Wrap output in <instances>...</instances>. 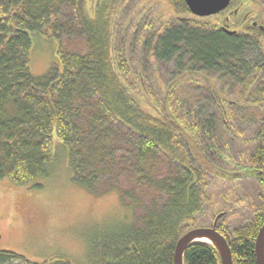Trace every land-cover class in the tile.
<instances>
[{
  "label": "trees",
  "instance_id": "obj_1",
  "mask_svg": "<svg viewBox=\"0 0 264 264\" xmlns=\"http://www.w3.org/2000/svg\"><path fill=\"white\" fill-rule=\"evenodd\" d=\"M130 1L0 0V181L23 186L46 176L59 142L73 183L96 194L121 189L140 210L94 264H174L178 239L227 209L220 196L231 200L206 189L208 175L223 174H206L207 163L231 145L221 124L234 130L255 114L263 121L246 108L264 97V34L241 26L227 35L222 13L190 17L183 0H159L173 16L147 12L134 26L143 10L132 16ZM230 7L264 21V0ZM32 34L57 43V60L41 75L29 68ZM172 63L165 83L154 70ZM255 214L232 232L233 264H256L264 210ZM18 260L35 264L0 251V264ZM183 264L221 262L212 245L198 242Z\"/></svg>",
  "mask_w": 264,
  "mask_h": 264
},
{
  "label": "rangeland",
  "instance_id": "obj_2",
  "mask_svg": "<svg viewBox=\"0 0 264 264\" xmlns=\"http://www.w3.org/2000/svg\"><path fill=\"white\" fill-rule=\"evenodd\" d=\"M126 8H131L132 16L136 10H143L132 19L134 26L137 18L142 19L147 12L149 16L162 12L169 14L159 0H131ZM31 41L30 71L34 75L44 74L57 60V43L41 34H32ZM158 66L154 72L160 75V80L169 82L173 63ZM174 99L170 98L172 102ZM259 106L264 107V97ZM175 107L179 108L178 103ZM260 117H264L262 112ZM257 120L259 114L252 115L249 121L255 129ZM56 149L58 157L46 176L23 186H16L6 179L0 181V251H12L32 261L62 258L71 264H94L95 257H99L105 246L129 232L140 210L134 213L128 202L122 200L121 189L96 194L73 183L66 151L59 142L55 143V154ZM221 183L209 175L206 177L208 191L219 190L227 196L232 193L231 185L222 184L221 187ZM244 217L243 212L238 211L227 214L225 220L231 229H236L246 222ZM210 222L207 220L205 224ZM8 264L26 263L18 260Z\"/></svg>",
  "mask_w": 264,
  "mask_h": 264
},
{
  "label": "flooded vegetation",
  "instance_id": "obj_3",
  "mask_svg": "<svg viewBox=\"0 0 264 264\" xmlns=\"http://www.w3.org/2000/svg\"><path fill=\"white\" fill-rule=\"evenodd\" d=\"M234 10H237V12H234ZM260 14L259 12L252 11V9L241 11L239 7L235 8L229 5L228 9L222 12L221 17L223 20H220L219 24L221 23L223 31L224 29L236 31L233 35L238 33V27L241 26H250L257 31H262L259 27L264 26V21L261 19ZM234 19H238L239 23L236 24V20ZM208 21H210L209 18ZM255 23L256 25H254ZM246 109L250 112L257 113L259 111L264 114V107L259 106V103ZM221 126L225 129L227 128L229 131L231 145L221 150V154L217 156V160L207 163L206 167L209 168V172L205 173L212 174L211 172L215 173L216 171L212 168H220L223 174H219L220 177L218 174H215L219 178L218 181L222 182L220 186L222 187V184H229L233 188L231 190L233 194L228 193L231 200L220 196V200L227 209L221 212L224 216L217 221L215 226L219 234L222 236L229 234L231 237L234 229H231L229 222L227 223L225 220L227 214L238 211L243 212L245 216L244 221H246L243 225H246L254 219L257 210H264V117L262 122L256 121V129L249 122L241 124L239 127L234 128V130H232V127H226V123L221 124ZM240 127H243V129L241 130ZM211 164L213 167H211ZM224 174H233L234 177H230L231 179L228 180L226 179L228 177L224 176ZM217 215L208 227H212V223ZM261 218H264V214L261 217H257V219ZM60 260L65 259L51 258L45 261L46 264H55L54 262ZM30 261L35 264H44L43 261Z\"/></svg>",
  "mask_w": 264,
  "mask_h": 264
},
{
  "label": "water",
  "instance_id": "obj_4",
  "mask_svg": "<svg viewBox=\"0 0 264 264\" xmlns=\"http://www.w3.org/2000/svg\"><path fill=\"white\" fill-rule=\"evenodd\" d=\"M183 2L186 4L191 15L198 18H205L224 11L231 0H183ZM260 29L264 31L263 27H260ZM225 31L229 35L234 34V32ZM224 176L234 177L233 174H224ZM222 216L223 214H219L210 228H195L184 233L178 239L174 249V264H183V254L186 248L198 242L212 245L219 256L221 264H233L230 252V236L228 234L222 236L215 230L216 223ZM254 253L256 264H264V223L259 228L255 238Z\"/></svg>",
  "mask_w": 264,
  "mask_h": 264
}]
</instances>
